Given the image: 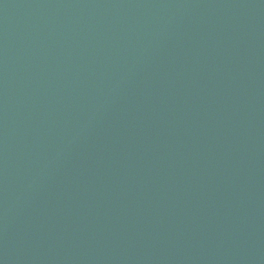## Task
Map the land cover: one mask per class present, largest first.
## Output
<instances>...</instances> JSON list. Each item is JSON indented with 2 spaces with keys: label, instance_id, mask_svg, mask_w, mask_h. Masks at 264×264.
Returning <instances> with one entry per match:
<instances>
[{
  "label": "water",
  "instance_id": "obj_1",
  "mask_svg": "<svg viewBox=\"0 0 264 264\" xmlns=\"http://www.w3.org/2000/svg\"><path fill=\"white\" fill-rule=\"evenodd\" d=\"M0 264H264V0H0Z\"/></svg>",
  "mask_w": 264,
  "mask_h": 264
}]
</instances>
